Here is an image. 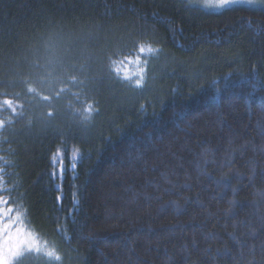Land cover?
Instances as JSON below:
<instances>
[{
	"label": "trees",
	"instance_id": "16d2710c",
	"mask_svg": "<svg viewBox=\"0 0 264 264\" xmlns=\"http://www.w3.org/2000/svg\"><path fill=\"white\" fill-rule=\"evenodd\" d=\"M0 121V196L41 247L16 264H264V9L0 0Z\"/></svg>",
	"mask_w": 264,
	"mask_h": 264
},
{
	"label": "snow or ice",
	"instance_id": "6c2138e0",
	"mask_svg": "<svg viewBox=\"0 0 264 264\" xmlns=\"http://www.w3.org/2000/svg\"><path fill=\"white\" fill-rule=\"evenodd\" d=\"M248 2L253 3L254 0H248ZM261 2L264 3V0H261ZM235 3H237V0H187V5L189 8H191L193 5H201L205 8L212 7L227 10ZM159 50L160 49L153 47L151 43L145 44L144 42H140L138 44V51L142 54H152L156 53ZM136 59L137 63H139L140 58L138 57ZM254 70L255 69H252L250 70V72ZM123 75L126 79L129 77V73L127 71H125ZM147 77L148 61L145 60L144 67L139 69V77L133 82L132 87L135 90H140L142 92L147 86ZM214 79L218 83L220 78L217 77ZM146 103H148V101L140 104L141 110L145 109ZM98 111L99 110L98 108H96L95 103H88L85 106L83 120L85 122H91L94 115L98 114ZM0 127H3V121H0ZM244 147L246 146L241 145V149H243ZM75 156L76 152H73L69 158L74 159ZM56 163L60 165V168L52 173L53 176L61 175L64 170L63 162L61 159H57ZM235 175L237 178L243 179L241 174L236 173ZM254 176L255 173L253 174V176H249V181H252L254 179ZM261 176H264V170L261 171ZM221 182L223 181H218L217 183L219 184ZM188 187H190V185H188ZM225 187L230 188L233 194L237 192V189L231 188L230 184L225 183ZM223 198V194H221L220 199ZM61 199L62 197H57L58 202ZM230 203L234 207L242 206L240 201L233 200L230 201ZM230 215L235 216L236 212L233 210L231 211ZM240 226H243L244 231H239V233L237 234ZM193 227H195V225H193ZM262 228H264V225H262ZM228 235L231 236L234 246L240 251L241 254L245 249L251 250L252 248H254L255 244H250L249 241L258 238V232L251 228L250 222L245 220L237 221V226L234 227L233 232L228 233ZM36 247H38L36 236L24 226L22 221V213L16 211L11 206V203L9 201L5 200L3 196H0V264H11V261L15 260L17 257L24 256L27 252ZM210 248L211 245H209V249ZM261 249L264 250V241L261 242ZM46 252L49 256L54 257L57 260L60 259V256L55 249H46Z\"/></svg>",
	"mask_w": 264,
	"mask_h": 264
},
{
	"label": "rangeland",
	"instance_id": "374dc122",
	"mask_svg": "<svg viewBox=\"0 0 264 264\" xmlns=\"http://www.w3.org/2000/svg\"><path fill=\"white\" fill-rule=\"evenodd\" d=\"M195 6H198V7L202 8V9H205V10L211 11V12H221V11H223V9H219V8H212V7L205 8V7L201 6V5H195ZM236 6H247V7H252V8H261V9H264V3H262L261 0H254L253 3H249L248 0H237V3H235L232 6H230L229 8L236 7ZM140 63L141 62L137 63V61H136V62H134L132 64L131 70L129 72L127 71L129 73V76L132 73H134V72L136 73V70L138 69V66H140ZM40 249H41V247H40V244L38 242V247L33 248L31 251H29L27 253H37V252L40 251ZM20 258L21 257H17L15 260L11 261V264H16L17 261L20 260Z\"/></svg>",
	"mask_w": 264,
	"mask_h": 264
}]
</instances>
